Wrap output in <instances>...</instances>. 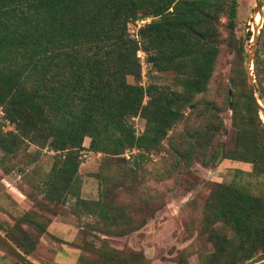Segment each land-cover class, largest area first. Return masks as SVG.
Returning <instances> with one entry per match:
<instances>
[{
    "label": "trees",
    "instance_id": "obj_1",
    "mask_svg": "<svg viewBox=\"0 0 264 264\" xmlns=\"http://www.w3.org/2000/svg\"><path fill=\"white\" fill-rule=\"evenodd\" d=\"M235 14L236 0H0V113L12 127L0 130V161L15 159L29 145L37 153L48 150L49 171L32 187L45 203H71L73 216L92 228L99 225L102 232L128 225L123 210L108 201V189H100L96 201L80 198L77 170L83 139H88L86 152L100 156V168L121 161L120 177L125 178L141 158L160 152L161 141L181 121L185 107L192 104V112L202 105L208 120L200 127L186 126L179 133L183 149L173 154L174 162L178 158L189 165L198 157L205 165L209 156L202 152L215 128L210 115L221 109L210 101L191 102L207 90L219 51V19L225 17L232 27ZM146 19L137 29L138 40L131 39L127 24ZM137 51L144 54L142 84ZM238 51L243 53L240 47ZM257 56L255 51L256 70ZM160 72L175 73L180 90L146 83L151 73ZM241 78L244 87L242 70ZM245 98L242 112L252 111L260 125L247 91ZM135 117L144 121L140 134L133 130ZM34 154L26 164L36 159ZM244 157L264 173V158L250 152L249 134L240 128L236 150L221 158ZM95 177L106 179L100 172ZM214 197L206 203L203 219L208 226L224 224L232 234L233 242L210 230L211 238L221 243L219 250L226 249L224 243L232 250L225 264H244L264 253L262 196L230 183L219 185ZM40 219L26 212L21 220L40 235L47 225ZM4 237L25 257L31 254L28 234L5 232ZM97 257L98 262L80 257L75 264H140L142 258L115 250L100 251Z\"/></svg>",
    "mask_w": 264,
    "mask_h": 264
},
{
    "label": "rangeland",
    "instance_id": "obj_2",
    "mask_svg": "<svg viewBox=\"0 0 264 264\" xmlns=\"http://www.w3.org/2000/svg\"><path fill=\"white\" fill-rule=\"evenodd\" d=\"M255 3L256 0H236L232 27L225 17L219 19V51L207 90L196 95L191 102L201 104L210 101L221 109H213V116L210 115L215 128L202 152L209 156L205 165L199 162L198 157L189 165L178 158L174 162L173 154L176 149H183L179 133H183L186 126L200 127L208 120L209 115H205L202 105L192 112V104L185 107L181 121L161 141L160 152L141 158L138 165L127 171L125 178L120 177L121 161H112L114 164L100 168V156L86 152L88 139L84 138L77 170L80 198L96 201L100 189H108V201L120 207L129 220L128 225H118L102 232L99 225L92 228L84 223L85 219L73 216L71 203L55 207L45 203L36 193L32 187L48 173L52 154L45 149H38L37 153V148L29 145L15 159L5 164L0 161V234L3 237L5 232H15L20 236L28 234L33 247L27 258L34 264H75L80 257L87 262H98V252L108 250L140 256V264H225L230 261L232 250L225 243L226 249L219 250L221 243L210 234L213 229L215 237L228 238L233 242L230 230L220 222L206 225L203 216L206 203L214 200L219 185L234 183L237 188L242 187L264 199V173L256 172L259 169L256 161L252 164L246 157L240 161L221 158L236 150V130L240 128L249 134L250 152L264 158V132L261 130L264 117L254 110L260 120L259 125L252 111L249 114L242 112L247 91L243 65L257 24L256 15L252 16ZM260 13L249 73L253 89L257 90L254 91L256 98L264 110V0ZM148 22L146 19L127 24L130 38L138 40L137 29ZM247 33H250L249 39ZM239 47L243 50L241 55ZM255 51L260 61L257 70L253 65ZM136 56L144 72V54L137 51ZM175 75L173 72L151 73L146 83H153L158 89L180 90L174 80ZM132 81L127 78V82ZM146 101L144 96L143 104ZM244 115L248 117L242 120ZM132 125L135 134L144 129V121L138 117L132 119ZM0 130L12 131L1 113ZM188 140L191 146H195L192 138ZM33 153L36 159L26 164ZM2 155L0 150V159ZM164 169L167 174L163 173ZM98 172L106 179L99 182L95 177ZM26 212L36 213L37 217L43 218L41 221H47L44 234H35L21 220ZM0 264L21 263L0 246Z\"/></svg>",
    "mask_w": 264,
    "mask_h": 264
},
{
    "label": "water",
    "instance_id": "obj_3",
    "mask_svg": "<svg viewBox=\"0 0 264 264\" xmlns=\"http://www.w3.org/2000/svg\"><path fill=\"white\" fill-rule=\"evenodd\" d=\"M262 1L263 0H256L255 6L252 9V16L255 15H261V7H262ZM258 28L253 29L252 35H251V45L249 49L247 50L246 59L244 61L243 70L245 73V83H246V89L247 94L250 98L251 104L253 106V109L257 112L262 114L264 117V110L260 106L258 99L256 98V95L254 93L252 80L249 73L250 63H251V57L252 53L254 51V46L257 40L258 35ZM0 246L8 252L12 257H14L19 263L21 264H34L32 263L27 257H25L22 253H20L14 246H12L1 234H0ZM264 261V253H261L257 255L256 257L252 258L251 260L247 261L244 264H259Z\"/></svg>",
    "mask_w": 264,
    "mask_h": 264
},
{
    "label": "bare ground",
    "instance_id": "obj_4",
    "mask_svg": "<svg viewBox=\"0 0 264 264\" xmlns=\"http://www.w3.org/2000/svg\"><path fill=\"white\" fill-rule=\"evenodd\" d=\"M256 18H257V24H256V28L258 27V23H259V16L256 15Z\"/></svg>",
    "mask_w": 264,
    "mask_h": 264
},
{
    "label": "built area",
    "instance_id": "obj_5",
    "mask_svg": "<svg viewBox=\"0 0 264 264\" xmlns=\"http://www.w3.org/2000/svg\"><path fill=\"white\" fill-rule=\"evenodd\" d=\"M142 72H143V71H142ZM143 74H144V72L141 73V76H142V80L144 81L145 78H144V75H143ZM140 84H142V83L140 82Z\"/></svg>",
    "mask_w": 264,
    "mask_h": 264
}]
</instances>
